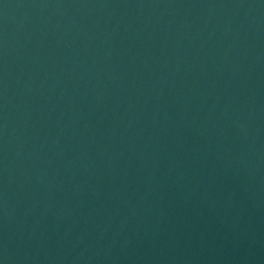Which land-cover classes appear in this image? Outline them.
<instances>
[{
  "label": "water",
  "instance_id": "1",
  "mask_svg": "<svg viewBox=\"0 0 264 264\" xmlns=\"http://www.w3.org/2000/svg\"><path fill=\"white\" fill-rule=\"evenodd\" d=\"M0 264H264V0H0Z\"/></svg>",
  "mask_w": 264,
  "mask_h": 264
}]
</instances>
